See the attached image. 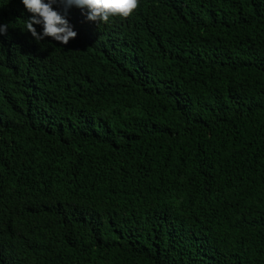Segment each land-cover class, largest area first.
<instances>
[{"label": "trees", "instance_id": "trees-1", "mask_svg": "<svg viewBox=\"0 0 264 264\" xmlns=\"http://www.w3.org/2000/svg\"><path fill=\"white\" fill-rule=\"evenodd\" d=\"M87 12L0 0V264H264V0Z\"/></svg>", "mask_w": 264, "mask_h": 264}, {"label": "clouds", "instance_id": "clouds-1", "mask_svg": "<svg viewBox=\"0 0 264 264\" xmlns=\"http://www.w3.org/2000/svg\"><path fill=\"white\" fill-rule=\"evenodd\" d=\"M22 3L32 14L27 18L25 27L37 42L52 37L55 41L67 45L78 35L66 19L68 9L72 6L86 8L89 21L107 23L113 16L129 17L137 9L139 0H22ZM57 4L63 8V15L54 10L53 5ZM36 25H43L42 33L37 31ZM8 28V24L0 25V35H7Z\"/></svg>", "mask_w": 264, "mask_h": 264}]
</instances>
